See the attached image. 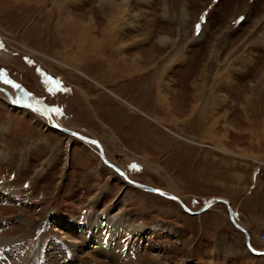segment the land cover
<instances>
[{"label":"rangeland","instance_id":"374dc122","mask_svg":"<svg viewBox=\"0 0 264 264\" xmlns=\"http://www.w3.org/2000/svg\"><path fill=\"white\" fill-rule=\"evenodd\" d=\"M113 1L124 11L99 0H0V88L59 109V126L97 140L129 180L191 211L228 200L248 241L223 203L191 215L131 187L95 145L0 92V187L11 194L0 198V237L13 241L10 264H155L154 255L161 264H264L247 247L264 251V0ZM79 216L121 224L112 249L124 237L132 250L80 258Z\"/></svg>","mask_w":264,"mask_h":264},{"label":"bare ground","instance_id":"6f19581e","mask_svg":"<svg viewBox=\"0 0 264 264\" xmlns=\"http://www.w3.org/2000/svg\"><path fill=\"white\" fill-rule=\"evenodd\" d=\"M99 2H102V3H107V4H111V6H113V7H115V9L117 8H123V11H124V8L125 7H123V5H124V3L123 2H114L113 0H99ZM65 9V8H64ZM63 9V10H64ZM123 11L121 12V11H117L118 13H119V15H118V19L116 18V17H114V20H116L117 22L119 21V19L121 18V16H122V14H123ZM121 12V13H120ZM67 14V12L66 11H64L63 12V14ZM133 14V13H132ZM68 15V14H67ZM69 16V15H68ZM134 16H135V14H134ZM71 17V16H70ZM116 18V19H115ZM73 19V18H72ZM113 23H111L112 24V27L113 28H115L116 27V24H114V21H112ZM84 37H79V40H81V39H83ZM116 38V37H115ZM96 41L94 40V43H90V47H91V49H93V48H97L98 47V45H97V43H95ZM119 43V42H118ZM79 45H80V49L81 48H83L85 45H83L82 43H79ZM114 45H116L117 47H115L114 49L116 50L117 49V51H120V50H122L123 49V47H125V46H123L122 47V45H119V44H114ZM95 50V49H94ZM81 54H83V53H81ZM136 57H138V56H136ZM134 58L133 59V64L134 63H138L139 62V60L140 59H138V58ZM132 58V57H131ZM125 60H126V58H125ZM83 75V74H82ZM228 77V76H227ZM101 87V86H100ZM0 92L1 93H3L4 94V92H3V89L2 88H0ZM5 95V94H4ZM3 96V95H2ZM6 96V95H5ZM7 98V97H6ZM7 100L9 101V105L11 106V107H14V108H16V109H20V110H22L21 108H19V107H15L14 105H13V103H12V99L10 100L9 98H7ZM51 117H52V120H47V122H48V124H50V126L53 128V129H55V130H57L58 132H60V133H62V134H64V132H62V130L63 129H60V128H63V127H61V126H59L57 123H56V121L53 119V115L51 114ZM44 118V117H43ZM51 121V122H50ZM53 122V123H52ZM52 123V124H51ZM60 127V128H59ZM64 129H66V128H64ZM67 130V129H66ZM67 131H69V130H67ZM69 132H71V131H69ZM72 133H74V132H72ZM66 134V133H65ZM74 134H77L78 136H81V137H84V138H88V137H86V136H83V135H81V134H78V133H74ZM68 135V134H67ZM70 137H71V135H70ZM73 137V136H72ZM75 137V136H74ZM88 139H90L91 141H95V143H90V144H93V145H95L96 147H95V149H97V154H98V157H99V159H100V161L104 164V166L105 167H107V168H109L110 170H112L113 172L115 171V172H117L118 174H120V176H122L124 179H125V181L127 182V184L129 185V186H131V187H135V188H137V189H141V190H145L146 191V189H144V188H140V187H136V186H134L133 185V183H132V181L131 180H129L128 179V177L122 172V171H120L119 169H117L116 168V166H114L113 164H111L107 159H106V157H105V155H104V152H103V149H102V147H101V145L98 143V141L97 140H95V139H92V138H88ZM89 143V142H88ZM114 172V173H115ZM134 182V181H133ZM143 185V184H142ZM144 186H146V187H150V186H147V185H144ZM161 196V195H160ZM173 196V195H172ZM1 197H11V194H10V192H8L7 190H4L3 188H1L0 187V198ZM175 197V196H174ZM180 200V199H179ZM216 200H224V201H227L228 202V204H229V206H230V203H229V201L228 200H226V199H223V198H214L212 201H211V203H210V206H209V208L211 207V206H213V204L214 203H217V202H220V201H216ZM181 201V200H180ZM182 202V201H181ZM222 203V202H221ZM182 204V206L183 207H185V208H187L183 203H181ZM225 206H226V208H227V205L225 204V203H223ZM208 208V209H209ZM228 211V210H227ZM231 213H232V215L230 216L229 215V220H230V222L233 224V222L236 224V225H238L239 227H241L239 224H238V222L236 221V217H234L233 215H234V213L232 212V209H231ZM233 216V217H232ZM101 220V219H100ZM96 221H97V223L99 224V218H96ZM108 222V228L109 229H114L116 232H119L121 229H122V225L121 224H119V223H117V224H112L111 222L112 221H107ZM85 225H87V226H85ZM93 225H94V227L97 225V224H77V225H75V224H73V226H74V228L77 230L75 233H73V235H75V236H77V238L79 239L80 238V236L82 237L81 239H80V242H77V244L76 243H73L74 245H73V247H74V250H75V252H78V254H79V257L80 258H83V254H85L86 252H88L89 254H93L94 256L96 255H98V254H100V253H105L107 250H103V249H107V246L108 245H106V243H105V241H103V242H101V243H97L98 245H95V243H94V245L93 246H90L89 244H88V242H87V240H86V238L88 237H85V235L87 234V232L90 234V232H92L93 231V239H96V238H99V236H100V230H96V232L94 231V228H92V231H90V229L89 228H91V227H93ZM234 225V224H233ZM89 226V227H88ZM237 228V227H236ZM120 229V230H119ZM241 229H244V228H242L241 227ZM152 230H154V229H152ZM245 230V229H244ZM241 231V230H240ZM246 231V230H245ZM152 232V231H151ZM244 233V232H243ZM119 234V233H118ZM248 234V233H247ZM79 235V236H78ZM151 235V234H150ZM122 236V235H121ZM121 236H118L117 238L119 239V237H121ZM74 237V236H73ZM102 237V236H101ZM92 238V237H91ZM103 238V237H102ZM121 239V238H120ZM12 240H7V238L6 239H2L1 237H0V264H10V262H12V260H11V256L9 255L11 252H12V250L10 249V245L12 244ZM11 243V244H10ZM12 246V245H11ZM113 248V247H112ZM84 249H90V251L89 250H87V251H84ZM3 251V252H2ZM103 251H105V252H103ZM255 252H257L256 250H254ZM258 252H262V251H258ZM3 255H6L7 257L5 258V257H3ZM92 255V256H93ZM91 256V255H90ZM256 256H258V255H256ZM93 260V259H92ZM151 260L153 261V263H155V264H161L160 262H159V258L158 257H155V255L154 256H152L151 257ZM94 261H95V264H98L97 263V259H94Z\"/></svg>","mask_w":264,"mask_h":264},{"label":"water","instance_id":"95a60500","mask_svg":"<svg viewBox=\"0 0 264 264\" xmlns=\"http://www.w3.org/2000/svg\"><path fill=\"white\" fill-rule=\"evenodd\" d=\"M3 92L4 94L7 96V98H9L10 100L12 99V103L15 107H19L21 109H26V110H31V111H34V112H37L39 113L40 115H42L45 119L47 120H52V117H51V114L54 115V112L50 111V108L49 106L43 104V102H40L39 100H29V101H23L21 100V102H17V100H20L17 98V91L15 90L16 93H13V95L11 93H9L7 90H5L3 88ZM51 122V121H50ZM53 123V122H52ZM51 123V124H52ZM60 128V127H59ZM60 129H63L62 132L68 134V135H71V136H75L85 142H89V143H92V141L88 138H84V137H81V136H78L77 134H74L72 132H69L67 131L66 129L64 128H60ZM133 185L136 186V187H140V188H144L146 189L147 191H151L153 193H156L158 195H161L162 197H166L168 199H172L173 201H176L183 209L186 213L188 214H191V215H199L201 214L202 212L206 211L209 206H210V203L213 199L207 201L204 205V207L200 208L199 210L197 211H191L190 209L188 208H185L182 206V202L179 200L178 197H174L170 194H166L164 193V191L162 190H159V189H156V188H153V187H146L140 183H137V182H133ZM216 201H220L222 203H225L227 205V210L229 212V215H232L231 213V207L229 206L228 202L227 201H224V200H216ZM234 226L237 227V229L241 230L242 232H244L245 236H246V240L248 241V236H247V233L244 229H241V227H239L238 225H236L234 222H233ZM247 247L248 249L255 255H262L264 254V251L262 252H255L254 249L251 248L250 244L247 242Z\"/></svg>","mask_w":264,"mask_h":264},{"label":"snow or ice","instance_id":"6c2138e0","mask_svg":"<svg viewBox=\"0 0 264 264\" xmlns=\"http://www.w3.org/2000/svg\"><path fill=\"white\" fill-rule=\"evenodd\" d=\"M202 20H203V17H202ZM196 27H197V30H199V27H200V25L198 24V25H196ZM4 83L5 84H11V86L13 87V88H19L20 86L18 85V84H12V82L10 81V80H4ZM58 83V82H57ZM52 89H49V91H51ZM50 111H52V112H59V109H50ZM92 143H95V141H92Z\"/></svg>","mask_w":264,"mask_h":264}]
</instances>
